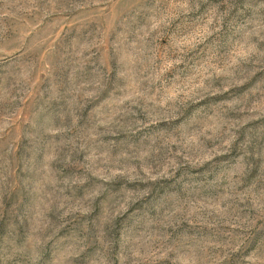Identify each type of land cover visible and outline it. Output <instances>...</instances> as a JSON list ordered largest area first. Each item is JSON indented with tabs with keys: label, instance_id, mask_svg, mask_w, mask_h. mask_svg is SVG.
I'll return each mask as SVG.
<instances>
[{
	"label": "rangeland",
	"instance_id": "rangeland-1",
	"mask_svg": "<svg viewBox=\"0 0 264 264\" xmlns=\"http://www.w3.org/2000/svg\"><path fill=\"white\" fill-rule=\"evenodd\" d=\"M0 264H264V0H0Z\"/></svg>",
	"mask_w": 264,
	"mask_h": 264
}]
</instances>
